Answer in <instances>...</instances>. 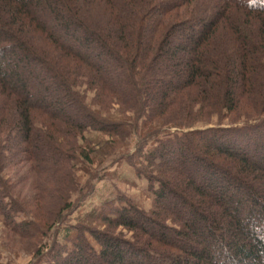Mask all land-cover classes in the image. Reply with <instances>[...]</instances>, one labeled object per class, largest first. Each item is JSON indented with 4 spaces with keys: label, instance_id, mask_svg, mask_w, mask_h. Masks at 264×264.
<instances>
[{
    "label": "trees",
    "instance_id": "1",
    "mask_svg": "<svg viewBox=\"0 0 264 264\" xmlns=\"http://www.w3.org/2000/svg\"><path fill=\"white\" fill-rule=\"evenodd\" d=\"M111 158L150 209L44 253ZM0 222L35 264H264V0H0Z\"/></svg>",
    "mask_w": 264,
    "mask_h": 264
},
{
    "label": "rangeland",
    "instance_id": "2",
    "mask_svg": "<svg viewBox=\"0 0 264 264\" xmlns=\"http://www.w3.org/2000/svg\"><path fill=\"white\" fill-rule=\"evenodd\" d=\"M136 139H131L128 151L134 150ZM116 161V160H115ZM89 175L78 174L82 193L75 194L72 201L74 207L63 215L62 224L57 231V227L50 231L48 237L42 241V249L55 251L58 247L70 248L71 243L66 240L63 229L66 227H77L78 219L93 209H99L106 200L118 197L129 198L144 211L151 207L152 194L149 192L148 182L143 177H136L135 171L127 165L125 160L112 162V158L97 166H84ZM84 168V169H85ZM26 191V190H25ZM92 227H97L92 225ZM129 237V234L126 235ZM124 235V237H126ZM18 241L10 237L8 232L2 228L0 222V264H35L33 260V250L31 243L22 242L18 246ZM49 260V258H45Z\"/></svg>",
    "mask_w": 264,
    "mask_h": 264
}]
</instances>
